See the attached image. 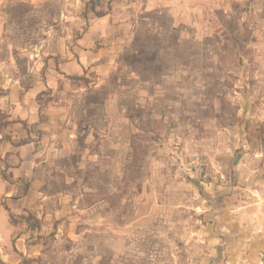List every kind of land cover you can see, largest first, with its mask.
<instances>
[{"label":"rangeland","instance_id":"1","mask_svg":"<svg viewBox=\"0 0 264 264\" xmlns=\"http://www.w3.org/2000/svg\"><path fill=\"white\" fill-rule=\"evenodd\" d=\"M66 2L0 0V94L34 85V122L0 110L22 263L264 264V0H139L81 75Z\"/></svg>","mask_w":264,"mask_h":264},{"label":"crops","instance_id":"2","mask_svg":"<svg viewBox=\"0 0 264 264\" xmlns=\"http://www.w3.org/2000/svg\"><path fill=\"white\" fill-rule=\"evenodd\" d=\"M65 1H67L65 9L70 15L78 17L79 20V25L77 27L72 26L71 30L80 31L81 35L76 39L75 47L78 50H74V53L77 56L70 57L68 62L59 66V68L67 75H81L85 67L82 61V53L85 54V58L91 59L92 62L95 60L93 58H97L99 54L92 50L97 44L107 47L111 42H118L122 37V33H129L132 30L135 22H131L129 19L136 14L139 0ZM67 68L70 72H67ZM49 86L51 85L47 80L45 88H50ZM13 87L11 89L3 87L4 91L0 94V110L7 114L9 121L30 119L31 122H34V85L23 94H20L17 85ZM24 146L25 144L20 145V147H17L16 153L11 151L8 155V158L16 159V167L12 169L14 177H26L32 174L34 155L25 154L22 151L25 148ZM3 160L4 155L1 154L0 186L4 183L6 185H4V192L0 193V264H23L22 262L28 253L26 239L34 234V229L29 226L24 230L22 220L15 221L12 219V214L16 215L15 218H17V215L22 214L24 208L22 203L20 206H15L10 202L4 203L2 201V196L9 197L15 190L13 184L1 179ZM261 248L264 251V241H261ZM262 256L264 260V253Z\"/></svg>","mask_w":264,"mask_h":264}]
</instances>
